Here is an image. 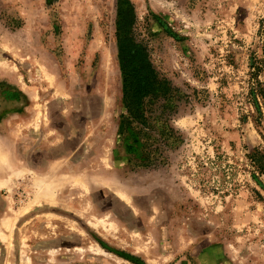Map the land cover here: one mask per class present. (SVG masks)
I'll return each instance as SVG.
<instances>
[{
  "label": "rangeland",
  "instance_id": "374dc122",
  "mask_svg": "<svg viewBox=\"0 0 264 264\" xmlns=\"http://www.w3.org/2000/svg\"><path fill=\"white\" fill-rule=\"evenodd\" d=\"M119 8L164 93L137 115ZM257 158L264 0H0V264H264Z\"/></svg>",
  "mask_w": 264,
  "mask_h": 264
},
{
  "label": "trees",
  "instance_id": "16d2710c",
  "mask_svg": "<svg viewBox=\"0 0 264 264\" xmlns=\"http://www.w3.org/2000/svg\"><path fill=\"white\" fill-rule=\"evenodd\" d=\"M124 10L126 9L119 8L115 29L117 58L123 85L122 100L127 113L137 115V112L142 111L149 103L156 102L161 98L159 95L164 93L161 90V80L151 68L145 48L133 38L132 23L126 17ZM163 96L162 98H165V95ZM169 97L173 98L171 94ZM257 161L264 163L262 158H257ZM257 168L259 172L264 173L262 164H259Z\"/></svg>",
  "mask_w": 264,
  "mask_h": 264
},
{
  "label": "bare ground",
  "instance_id": "6f19581e",
  "mask_svg": "<svg viewBox=\"0 0 264 264\" xmlns=\"http://www.w3.org/2000/svg\"><path fill=\"white\" fill-rule=\"evenodd\" d=\"M51 195V194H50ZM49 196V195H48Z\"/></svg>",
  "mask_w": 264,
  "mask_h": 264
}]
</instances>
